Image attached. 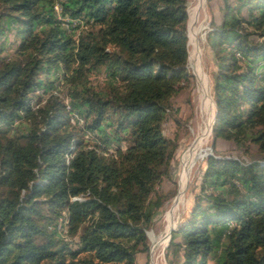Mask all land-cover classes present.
I'll list each match as a JSON object with an SVG mask.
<instances>
[{
    "label": "trees",
    "instance_id": "16d2710c",
    "mask_svg": "<svg viewBox=\"0 0 264 264\" xmlns=\"http://www.w3.org/2000/svg\"><path fill=\"white\" fill-rule=\"evenodd\" d=\"M223 2L207 33L212 133L256 157L207 158L167 264H264V0ZM187 18L186 0H0V264L148 251L174 193L160 188L177 147L162 125L189 82Z\"/></svg>",
    "mask_w": 264,
    "mask_h": 264
},
{
    "label": "rangeland",
    "instance_id": "374dc122",
    "mask_svg": "<svg viewBox=\"0 0 264 264\" xmlns=\"http://www.w3.org/2000/svg\"><path fill=\"white\" fill-rule=\"evenodd\" d=\"M228 1L231 4L234 2V0ZM186 5L188 12L186 21L188 52L186 67L190 73V77L189 82L184 83V87L171 98L170 104L172 110H167V117L162 125L165 136L175 139L177 147L169 163V177L163 179L160 188L167 192L173 191L174 193L153 217L151 226L146 230L148 251L137 254V264H167L164 252L170 239H167L166 243L160 244L161 246H155V243L163 239L171 229L168 232L166 230V214L169 211L172 213L173 230L177 229L188 217L195 196L200 193V182L203 172L207 167V158L209 156L232 157L240 160H249L252 156L256 157L254 156V145H250V154H245L243 153V149L238 148L232 141L214 138L212 133V125L214 124L216 115L213 74L217 69V62L213 51L208 45L207 33L212 29V21H215L217 24L221 22L224 2L223 0H186ZM63 20L66 21L68 18L65 17ZM193 31H196V44L192 35ZM4 38L7 42V50L3 54H12L13 32H7ZM252 39L258 42L262 40L256 36ZM195 63L197 64L195 65ZM196 66L202 70L206 78L207 103L203 102L202 87L199 82ZM91 79L94 82L100 80V78L93 76ZM176 109L178 111L173 112ZM198 141L200 143L197 148L198 151H196L199 153V156L194 159L193 165L189 169L184 186L186 189L183 188L184 190L181 191L180 181L185 161L190 155L194 156L191 151L195 147L194 144H197ZM202 141L205 142L203 143Z\"/></svg>",
    "mask_w": 264,
    "mask_h": 264
},
{
    "label": "bare ground",
    "instance_id": "6f19581e",
    "mask_svg": "<svg viewBox=\"0 0 264 264\" xmlns=\"http://www.w3.org/2000/svg\"><path fill=\"white\" fill-rule=\"evenodd\" d=\"M200 1H202V0H200ZM202 3V2H201ZM192 35H193V39H194V42H195V44H196V41H195V35H196V31H193V33H192ZM197 52V51H196ZM197 63H195V65H196ZM196 68H197V66H196ZM198 69V74H199V82L201 83V87H202V95H203V102H205V103H207V101H208V97H207V92H206V84L205 83H207L206 82V78H205V75L203 74V72H202V70L198 67L197 68ZM210 98V97H209ZM201 99V98H200ZM201 101V100H200ZM200 107V106H199ZM204 111V110H203ZM204 115V114H203ZM202 119V118H201ZM207 119V118H206ZM199 121V120H198ZM206 121V120H205ZM213 121V120H212ZM213 126V125H212ZM194 133H195V131H194ZM200 134V133H199ZM205 139V138H204ZM208 140H210V139H208ZM193 142H195V141H193ZM203 143L205 142V141H202ZM207 142V141H206ZM199 141L197 142V144H194L195 145V147L193 148V150L191 151L193 154H194V156L192 157L191 155L189 156V158L187 157V159H186V161H185V165H184V168H183V173H182V176H181V181H180V186H181V191H183L184 189L183 188H185L184 186H185V184H186V181H187V177H188V172H189V169H190V167L193 165V161H194V159L196 158V157H198L199 156V153L197 152L198 150H197V148L199 147L198 145H199ZM202 145V144H201ZM194 150H195V152H194ZM197 150V151H196ZM201 151H202V148H201ZM200 152V151H199ZM206 153V152H205ZM192 154V155H193ZM189 155V154H188ZM186 189V188H185ZM181 195V194H180ZM176 205V204H175ZM175 208V207H174ZM175 210V209H174ZM174 213V212H173ZM175 214V213H174ZM179 214V213H178ZM166 217H167V225H166V230H167V232H168V230L170 229V228H172L173 227V225H174V223H173V219H172V213H171V211H169V212H167V214H166ZM174 217V216H173ZM167 239H168V234L167 235H165L164 237H163V239H161V240H159V241H157L156 243H155V246L156 245H162V244H164V243H166L167 242ZM158 240V239H157ZM160 245V246H161ZM162 247H164V246H162ZM154 264H156V263H154Z\"/></svg>",
    "mask_w": 264,
    "mask_h": 264
},
{
    "label": "water",
    "instance_id": "95a60500",
    "mask_svg": "<svg viewBox=\"0 0 264 264\" xmlns=\"http://www.w3.org/2000/svg\"><path fill=\"white\" fill-rule=\"evenodd\" d=\"M172 230H173V228H171V229L169 230V232H168V240H169L170 237H171Z\"/></svg>",
    "mask_w": 264,
    "mask_h": 264
},
{
    "label": "built area",
    "instance_id": "2783aa9c",
    "mask_svg": "<svg viewBox=\"0 0 264 264\" xmlns=\"http://www.w3.org/2000/svg\"><path fill=\"white\" fill-rule=\"evenodd\" d=\"M55 9L58 11L59 10V7H58V5H55Z\"/></svg>",
    "mask_w": 264,
    "mask_h": 264
}]
</instances>
